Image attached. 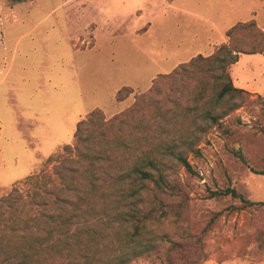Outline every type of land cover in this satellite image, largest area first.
<instances>
[{
  "label": "rangeland",
  "instance_id": "1",
  "mask_svg": "<svg viewBox=\"0 0 264 264\" xmlns=\"http://www.w3.org/2000/svg\"><path fill=\"white\" fill-rule=\"evenodd\" d=\"M264 29V0H0V192L38 174L72 144L95 109L111 118L156 77L210 56L239 22ZM248 92L189 156L196 172L171 170L183 216L150 225L130 264H264V206L212 193L234 188L264 202V56L242 54L230 69ZM124 87L132 92L120 102ZM178 245H182L178 247ZM185 250V251H184Z\"/></svg>",
  "mask_w": 264,
  "mask_h": 264
},
{
  "label": "trees",
  "instance_id": "2",
  "mask_svg": "<svg viewBox=\"0 0 264 264\" xmlns=\"http://www.w3.org/2000/svg\"><path fill=\"white\" fill-rule=\"evenodd\" d=\"M226 36L210 56L156 77L121 113H88L72 144L38 174L1 190L0 264H130L146 249L150 225L183 216L186 200L175 199L183 190L171 170L196 174L189 156L200 155L203 137L248 94L234 85L231 67L242 54L264 56V29L256 20L235 24ZM130 90L124 87L116 99L126 100ZM212 196L264 206L234 188ZM184 260L168 255L167 264Z\"/></svg>",
  "mask_w": 264,
  "mask_h": 264
}]
</instances>
